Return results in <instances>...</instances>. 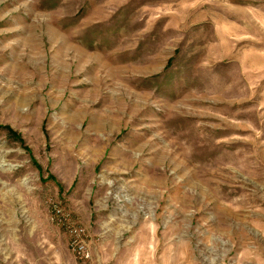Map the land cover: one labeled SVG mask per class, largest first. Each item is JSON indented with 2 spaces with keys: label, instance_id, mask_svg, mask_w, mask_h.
<instances>
[{
  "label": "rangeland",
  "instance_id": "374dc122",
  "mask_svg": "<svg viewBox=\"0 0 264 264\" xmlns=\"http://www.w3.org/2000/svg\"><path fill=\"white\" fill-rule=\"evenodd\" d=\"M264 264V0H0V264Z\"/></svg>",
  "mask_w": 264,
  "mask_h": 264
},
{
  "label": "built area",
  "instance_id": "2783aa9c",
  "mask_svg": "<svg viewBox=\"0 0 264 264\" xmlns=\"http://www.w3.org/2000/svg\"><path fill=\"white\" fill-rule=\"evenodd\" d=\"M49 219L63 228L69 237L70 249L78 264H87L91 259L90 240L86 227L76 220L59 201L49 204Z\"/></svg>",
  "mask_w": 264,
  "mask_h": 264
}]
</instances>
